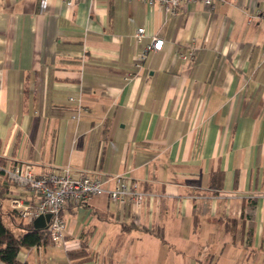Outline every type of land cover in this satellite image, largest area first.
<instances>
[{"label": "crops", "instance_id": "1", "mask_svg": "<svg viewBox=\"0 0 264 264\" xmlns=\"http://www.w3.org/2000/svg\"><path fill=\"white\" fill-rule=\"evenodd\" d=\"M261 9L0 0V159L125 174L147 193L139 206L68 202L64 241L22 248L19 264H264V21L249 19ZM152 36L162 48L136 67ZM0 185L5 209L35 202Z\"/></svg>", "mask_w": 264, "mask_h": 264}, {"label": "built area", "instance_id": "2", "mask_svg": "<svg viewBox=\"0 0 264 264\" xmlns=\"http://www.w3.org/2000/svg\"><path fill=\"white\" fill-rule=\"evenodd\" d=\"M76 0H65L66 5L72 6ZM149 5L158 4L168 9L172 14L181 5L201 1L207 7L213 8L215 0H141ZM45 3V0H42ZM256 17L264 21V9L258 10L249 19ZM145 28L139 27L135 33V39L141 41L145 37ZM163 39L156 36L151 37V44L147 45L142 53L137 57L135 66L140 67V63L145 59L150 50H160ZM264 55V51H263ZM180 57L186 60L194 58V52L181 53ZM75 113L72 118L79 120L83 112L80 96L76 99ZM0 176L9 182L24 188L30 192L35 199L34 203H26L18 197L9 199V209L16 211L25 220H34L40 215L50 214V219L46 225L48 238L51 243H62L64 241L65 222L62 211L68 202L84 203L95 196L106 195L114 202L125 204L133 203L139 206L146 196L136 181L128 183L129 176L116 174L108 178L95 175L90 171H82L73 175L69 167L62 170H51L41 175H34L29 169L18 164L3 162L0 159Z\"/></svg>", "mask_w": 264, "mask_h": 264}, {"label": "trees", "instance_id": "3", "mask_svg": "<svg viewBox=\"0 0 264 264\" xmlns=\"http://www.w3.org/2000/svg\"><path fill=\"white\" fill-rule=\"evenodd\" d=\"M4 193L5 189L0 185V264H19L17 256L22 248L46 246L51 244V242L46 228H35L33 220H25L16 211L4 208ZM3 215L9 217L12 224L19 229L18 233L12 231L4 224ZM82 254L83 252L81 251L68 252L71 257Z\"/></svg>", "mask_w": 264, "mask_h": 264}, {"label": "water", "instance_id": "4", "mask_svg": "<svg viewBox=\"0 0 264 264\" xmlns=\"http://www.w3.org/2000/svg\"><path fill=\"white\" fill-rule=\"evenodd\" d=\"M50 219V214L40 215L33 220V225L35 228H45Z\"/></svg>", "mask_w": 264, "mask_h": 264}, {"label": "rangeland", "instance_id": "5", "mask_svg": "<svg viewBox=\"0 0 264 264\" xmlns=\"http://www.w3.org/2000/svg\"><path fill=\"white\" fill-rule=\"evenodd\" d=\"M5 201H4V207H5ZM2 220H3V222H4V224L8 227V228H10L12 231H14V232H16V233H18L19 232V229H17L13 224H12V222L10 221V219L6 216V215H3V217H2ZM56 248H58V249H62V246H61V244H56V245H54Z\"/></svg>", "mask_w": 264, "mask_h": 264}]
</instances>
